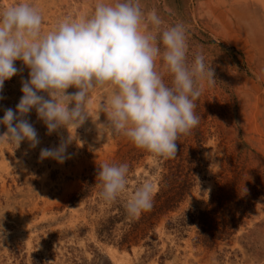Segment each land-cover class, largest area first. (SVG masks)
Returning <instances> with one entry per match:
<instances>
[{
    "label": "rangeland",
    "instance_id": "374dc122",
    "mask_svg": "<svg viewBox=\"0 0 264 264\" xmlns=\"http://www.w3.org/2000/svg\"><path fill=\"white\" fill-rule=\"evenodd\" d=\"M16 2L0 0V7ZM30 2L41 10L47 31L65 17L91 15L97 0ZM139 2L164 27L183 22L189 61L202 52L214 72L215 85L204 81L195 101L199 125L177 141L175 158L164 159L113 135L99 124L106 120L103 113L96 123L99 105L110 100L109 88L92 92L93 121L78 129L62 127L49 135L33 110L26 118L39 145L0 143V264H118L109 246L128 253V262L120 264H264V0ZM141 28L150 30L151 24ZM15 64L17 75L0 91V119L5 109L15 110L21 80L28 78L29 69ZM5 131L0 125V134ZM69 134L78 138L67 148L69 158L40 160L41 148L56 147ZM104 162L129 165L127 192L114 202L104 201L96 185ZM168 179L186 181L175 209L149 222L152 210L127 214L126 200L141 182L153 183V206L164 200L158 198ZM222 195L231 207L243 201L246 214L227 236L207 242L212 232L203 231L201 214Z\"/></svg>",
    "mask_w": 264,
    "mask_h": 264
},
{
    "label": "clouds",
    "instance_id": "9594fccd",
    "mask_svg": "<svg viewBox=\"0 0 264 264\" xmlns=\"http://www.w3.org/2000/svg\"><path fill=\"white\" fill-rule=\"evenodd\" d=\"M43 22L41 10L30 0L0 7V91L17 75L16 61L29 69L15 110L5 109L0 119L6 128L0 143L19 147L28 141L37 147L38 132L26 118L33 110L49 135L62 127L80 128L91 119L92 92L109 88L110 100L99 105L96 123L103 113L106 120L99 124L113 135L155 156L175 158L177 141L200 123L195 101L203 82L216 83L202 52L189 61L185 24L164 27L155 11L145 15L139 0H97L91 15L65 17L47 31ZM144 22L151 24L150 30L141 28ZM75 139L69 134L58 146L42 148L40 160L63 163ZM129 171L127 163L98 166L96 185L104 201L114 202L127 192ZM153 192L151 181L141 182L126 200L127 214L136 217L150 210Z\"/></svg>",
    "mask_w": 264,
    "mask_h": 264
},
{
    "label": "trees",
    "instance_id": "16d2710c",
    "mask_svg": "<svg viewBox=\"0 0 264 264\" xmlns=\"http://www.w3.org/2000/svg\"><path fill=\"white\" fill-rule=\"evenodd\" d=\"M170 180L168 179V183ZM173 183V184H172ZM172 183L167 184L164 194L160 195L158 200L161 201L160 205H153L150 213L145 222H149L152 217L161 214L165 211L176 208V205L183 200L186 193V181L172 180ZM225 196H220L219 200L206 212L201 214L202 223L204 225L203 231L212 232L211 235H205L204 240L211 242L212 239H218L220 236H227L232 229H236L237 217L243 219L246 214V207L243 201L236 202L237 207L226 205L223 201Z\"/></svg>",
    "mask_w": 264,
    "mask_h": 264
},
{
    "label": "bare ground",
    "instance_id": "6f19581e",
    "mask_svg": "<svg viewBox=\"0 0 264 264\" xmlns=\"http://www.w3.org/2000/svg\"><path fill=\"white\" fill-rule=\"evenodd\" d=\"M108 251L112 256V258L116 261V263L120 264V262L121 263H125L126 261L128 262L129 255L127 252H120L118 249H116L113 246H109Z\"/></svg>",
    "mask_w": 264,
    "mask_h": 264
}]
</instances>
